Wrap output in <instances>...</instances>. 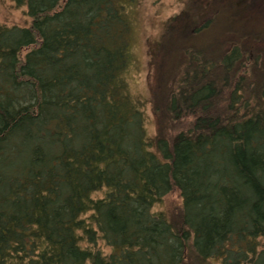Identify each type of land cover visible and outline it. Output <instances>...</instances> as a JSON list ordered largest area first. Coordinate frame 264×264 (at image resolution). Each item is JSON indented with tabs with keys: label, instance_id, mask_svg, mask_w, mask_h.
<instances>
[{
	"label": "trees",
	"instance_id": "1",
	"mask_svg": "<svg viewBox=\"0 0 264 264\" xmlns=\"http://www.w3.org/2000/svg\"><path fill=\"white\" fill-rule=\"evenodd\" d=\"M12 1L0 264H264V51L185 46L150 137L126 79L141 0ZM174 191L177 218L153 210Z\"/></svg>",
	"mask_w": 264,
	"mask_h": 264
},
{
	"label": "rangeland",
	"instance_id": "2",
	"mask_svg": "<svg viewBox=\"0 0 264 264\" xmlns=\"http://www.w3.org/2000/svg\"><path fill=\"white\" fill-rule=\"evenodd\" d=\"M0 23L28 27L26 7L0 0ZM131 38L134 63L126 79L131 94L145 102V127L148 135L155 137L160 127L156 117L165 110L167 89L178 79L185 46L217 41L228 51L249 42L248 48L264 51V0H141L133 11ZM257 39V44L250 45ZM190 124L189 118L175 127L166 123L164 131L171 135ZM181 208L180 195L174 191L153 210L174 219Z\"/></svg>",
	"mask_w": 264,
	"mask_h": 264
}]
</instances>
